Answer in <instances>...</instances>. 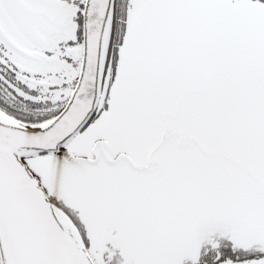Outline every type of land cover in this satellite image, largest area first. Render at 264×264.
Listing matches in <instances>:
<instances>
[{"label":"snow or ice","instance_id":"snow-or-ice-1","mask_svg":"<svg viewBox=\"0 0 264 264\" xmlns=\"http://www.w3.org/2000/svg\"><path fill=\"white\" fill-rule=\"evenodd\" d=\"M0 264H264V0H0Z\"/></svg>","mask_w":264,"mask_h":264}]
</instances>
